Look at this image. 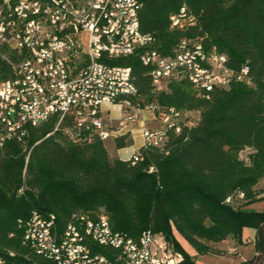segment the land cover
Wrapping results in <instances>:
<instances>
[{
    "label": "trees",
    "instance_id": "trees-1",
    "mask_svg": "<svg viewBox=\"0 0 264 264\" xmlns=\"http://www.w3.org/2000/svg\"><path fill=\"white\" fill-rule=\"evenodd\" d=\"M140 1V27L154 35L163 54L189 38L223 53L234 69L247 65V78L207 94L185 78L155 91L136 54L110 59L131 67L138 104L195 111L193 125L169 131L161 147L140 145L133 160L117 154L133 143L128 130L72 140L60 128L51 132L55 121L49 119L29 128L23 141H8L0 148V256L36 264L18 226L31 211L64 220L73 212L101 209L114 229L129 236L144 229L161 232L181 252L175 264L200 263L179 245L174 229L201 254L228 236L240 241L242 228L253 227V255L223 264H264V211L226 200L236 192L243 193L244 202L256 199L260 189L254 185L264 177V0ZM181 7L192 23L171 27L169 17ZM0 70L4 76V62ZM70 124L63 120L60 126ZM119 125L110 119L112 128Z\"/></svg>",
    "mask_w": 264,
    "mask_h": 264
},
{
    "label": "built area",
    "instance_id": "built-area-1",
    "mask_svg": "<svg viewBox=\"0 0 264 264\" xmlns=\"http://www.w3.org/2000/svg\"><path fill=\"white\" fill-rule=\"evenodd\" d=\"M0 3V148L23 141L29 128L54 119L72 140L105 139L119 128L109 127L110 108L123 112L121 126L140 121L142 145L162 146L168 132L193 125L184 111H162L161 125L145 124L158 108L136 102L131 67L110 59L136 54L148 67L155 91L185 78L206 94L232 80L247 78L248 67L234 69L226 56L205 50L200 42L180 38L168 54L140 27V0H11ZM171 27L184 28L192 17L184 7L169 17ZM63 120L71 124L60 126ZM128 158L137 159V151ZM21 243L42 252L39 264H175L181 253L161 233L142 230L132 237L114 229L105 212L79 211L59 220L41 212L19 220ZM9 251V255L13 256ZM0 264H20L0 256Z\"/></svg>",
    "mask_w": 264,
    "mask_h": 264
},
{
    "label": "rangeland",
    "instance_id": "rangeland-1",
    "mask_svg": "<svg viewBox=\"0 0 264 264\" xmlns=\"http://www.w3.org/2000/svg\"><path fill=\"white\" fill-rule=\"evenodd\" d=\"M110 114L117 118L121 117V120H123V112H121L120 109L117 108L116 106L110 107ZM152 115L153 114L149 112L146 114L145 124L150 125V126L161 125L162 120H163L162 111H156L155 118H153ZM184 116L195 120L197 117V113L195 111H185ZM125 125L126 127L130 125L132 129L131 132L133 135V138H132L133 145L119 148L117 150V154L119 157H129L131 155V152L136 151L137 146L141 142V138H140L141 135H140V130H139L140 121H136V122L128 121L125 123ZM123 129H126V128H123ZM64 135L68 139L70 138L67 134L64 133ZM25 146H26V142L24 143V147ZM246 152L247 150L242 151L241 155H244ZM254 188L260 189V191L254 196V198L256 199L244 202L245 198H243V193L236 192L228 196L226 200L233 206H242V208L245 210L264 211V197H262L264 196V177H261L258 179L256 184L254 185ZM95 211L103 212L101 209H96ZM173 233L181 247L189 251L191 255H194L193 258L196 259L198 262L204 259L203 262H205V264L206 263L207 264H211V263L219 264L220 262L223 263V262H227L232 259L235 260L237 258H242V257H245V259H247V258H250L255 252V248H254L255 229L253 227H243L242 228L240 241L234 240L236 243H233V240H231V243H230L225 238V240L213 242L211 245V247L213 248L211 252H206V253H201V254H195V250L180 236V234L175 229L173 230ZM227 246H229V248H227ZM233 246H236V248L231 249Z\"/></svg>",
    "mask_w": 264,
    "mask_h": 264
},
{
    "label": "crops",
    "instance_id": "crops-1",
    "mask_svg": "<svg viewBox=\"0 0 264 264\" xmlns=\"http://www.w3.org/2000/svg\"><path fill=\"white\" fill-rule=\"evenodd\" d=\"M111 107V105L109 106V108ZM109 115H110V119H118L119 120V124H121L120 122H121V117L120 118H117V117H115V116H112L111 114H110V112H109ZM121 115H122V113H121ZM110 119H109V127H111L110 126ZM136 124V123H135ZM123 128H126V129H123ZM126 130H128V131H130L131 132V127H130V125L128 126V127H126V125H124V126H121V125H119V131L117 132V133H119V132H122V131H126ZM131 136H132V138H133V135H132V132H131ZM141 138V137H140ZM132 145H133V143H132ZM140 145H142V138H141V142L139 143V145L137 146V148L140 146ZM131 146V145H130ZM137 150V149H136ZM133 152H135V151H133ZM133 152H131V154L133 153ZM122 158H128V157H122ZM226 239L231 243V240H233V243H236L234 240V238H232V237H226ZM223 240H225V239H223ZM228 245V244H227ZM227 248H229V246H227ZM236 248V246H233L231 249H235ZM189 252V251H188ZM191 254V253H190ZM195 254H197L196 252H195ZM201 259V258H200ZM242 259H245V257H242V258H237V259H232V260H229V261H227V262H223V263H233V262H237V261H239V260H242ZM204 261V259L201 261L200 260V264H205V262H203ZM198 262V261H197ZM223 263H219V264H223ZM207 264V263H206ZM211 264H216V263H211ZM218 264V263H217Z\"/></svg>",
    "mask_w": 264,
    "mask_h": 264
},
{
    "label": "bare ground",
    "instance_id": "bare-ground-1",
    "mask_svg": "<svg viewBox=\"0 0 264 264\" xmlns=\"http://www.w3.org/2000/svg\"><path fill=\"white\" fill-rule=\"evenodd\" d=\"M0 3H3L4 6H6V9H13V2H11V0H0ZM181 131V130H180ZM179 131V132H180ZM178 132V133H179ZM165 142L162 143V145ZM32 215H41V213L37 212V211H32ZM28 251L34 255V257L37 258L36 260V264H39V262H44V254H42V252H31L30 249H28ZM31 256V255H30Z\"/></svg>",
    "mask_w": 264,
    "mask_h": 264
}]
</instances>
